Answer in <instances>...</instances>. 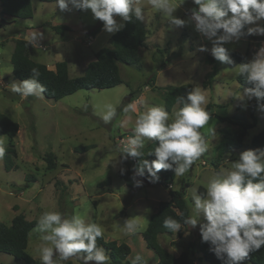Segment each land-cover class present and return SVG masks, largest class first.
<instances>
[{"label":"rangeland","instance_id":"obj_1","mask_svg":"<svg viewBox=\"0 0 264 264\" xmlns=\"http://www.w3.org/2000/svg\"><path fill=\"white\" fill-rule=\"evenodd\" d=\"M173 2L178 4L179 0ZM31 6L32 19L17 18L23 20L14 19L13 24L0 22V42L8 50L12 48L11 38L16 37L18 32L24 34L29 24L34 25L37 21L70 24L73 30L65 31L64 34L74 37L65 45L56 44L59 36L47 24L41 25L43 30L35 28L38 26L34 25V33L43 34V38L38 41L46 47L41 52L44 55L42 60H47L44 58L52 51L50 45H54L55 60H65L69 67L68 73L73 76L79 74L78 69L74 73L79 64L93 60L97 50L110 45L112 34L103 30V22L94 19L91 10H77L69 5V10L61 11L56 1L31 0ZM141 6L143 22L148 32L146 47L140 49L141 64L138 67L118 64L122 83L102 89L83 88L59 100L44 95L42 98L29 96L25 100L11 91V83L20 81L12 73L4 85L0 81V112L19 124L12 140L14 153L8 152V137L0 131V141L5 149L4 155L0 157V222L8 225L17 214L24 215L28 220L39 221L45 211H60L68 217L79 212L87 222L102 226L106 240L126 242L131 248L128 256L130 263L132 257L140 254L145 264H152L150 253L146 251V245L145 248L142 244V238L137 234H125L124 221L135 218L143 230L151 215L156 212L155 201L166 200L168 197L167 191L171 189L168 185L172 184L174 189H179L183 182L189 183L185 188V199L189 206V216L192 215V190L198 192V186L206 187L214 174L222 168H230L241 152L255 149L248 143L253 135L264 128V111L259 110L256 105L254 113L257 122L248 130L242 147L219 157L217 144L222 137V130L236 132L240 129L237 121L252 120L249 108L256 99L237 98L245 89L236 80L240 63L232 57V64L216 61L218 74L209 81L207 76L213 63L208 61V57L212 56L210 51L200 52L198 48L203 44L210 50L212 44L200 37L191 24L184 27L171 24L148 0H141ZM194 7L198 6L192 0H186L174 14L187 19L190 13L186 14V10ZM116 19L124 22L119 17ZM259 37L264 36L242 37L239 42L226 44L225 47L232 49L231 52L246 54V59L250 60L264 44V39ZM2 48L0 46V51ZM153 73L156 76L150 80ZM186 83L192 88L199 86L205 91L210 113L228 116L230 120L220 123L215 116H211L209 123L200 130L207 141L208 149L183 176H176L170 183L161 179L158 183H149L147 179L138 177L144 179L143 186L137 188L133 184L132 188L128 187L125 179L120 176V168L126 169V165L117 163L121 153L118 137L123 134L135 135L134 126L138 112L124 113L123 108L132 103L137 104L138 111H144L150 106L165 107V87ZM130 92L134 95L131 102L128 101ZM108 103L116 106L117 115L111 123L105 124L99 113ZM178 109V104H174L168 111L170 117L174 118V112ZM151 142L147 141L146 146ZM80 145L91 147L85 151H75V147ZM50 152L54 154V167L48 169L45 156ZM8 162L11 163L10 168H6ZM106 176L111 178L110 184L99 187L97 183ZM26 177L29 178L28 182ZM199 218L200 223H206L202 214ZM35 228L29 233L26 250L42 264L39 253L42 242L40 234L34 231ZM196 228L198 232L195 237L191 230L189 236H200L199 224ZM184 230L188 231L187 225ZM178 235L180 232L172 235L163 233L159 242L169 250L180 252L185 244H179L178 241L169 244V240ZM151 253L156 256L153 251ZM70 260L73 264H81L78 259ZM198 260L197 264H202ZM0 264L24 262L15 261L11 255L0 253ZM244 264L250 263L244 261Z\"/></svg>","mask_w":264,"mask_h":264},{"label":"clouds","instance_id":"obj_2","mask_svg":"<svg viewBox=\"0 0 264 264\" xmlns=\"http://www.w3.org/2000/svg\"><path fill=\"white\" fill-rule=\"evenodd\" d=\"M185 2L148 0L171 24L177 27L193 25L194 31L212 44L210 50L202 44L198 51H210L213 59L222 64L233 63L232 49L226 48V44L237 43L246 36H264V24L260 23L264 21V0H192L198 7L186 10L190 15L183 19L174 13ZM56 5L61 11L69 10V5L77 10H91L93 18L102 21L103 30L110 34L125 27L116 17L124 22L131 21L133 16L138 21L144 19L141 0H56ZM42 38V33H33L28 42L38 47ZM238 75L245 77L252 87L245 88L237 98H255L259 110L264 111V44L250 60L238 65ZM39 76V69L32 68L29 78L11 83V91L25 100L29 96L42 98L47 89ZM177 102L183 106L174 112V118L164 106H150L138 111L137 104L132 103L123 108L124 113L138 112L135 135L122 142L120 160L117 161L122 163L129 157L139 159L131 176L134 187H142L144 179L158 183L161 170L183 176L207 151V141L200 131L211 118L206 110L205 91L199 86L193 87ZM99 115L105 124L111 123L117 115L116 106L105 104ZM147 141L157 145L148 152V156H155L151 161L141 160ZM4 151L0 141V157ZM125 172L126 169L121 167L120 174ZM191 196L193 214L183 219V225L168 216L163 220L164 228L177 233L184 225L189 229L199 224L201 242L208 243L209 251L225 264H244L252 252L264 247V149L241 152L230 168H222L214 174L206 186V195L194 189ZM201 214L206 223H200ZM123 230L126 235H135L141 225L135 218H128ZM34 231L40 234L42 242L39 248L42 264H62L73 258L81 264H109L111 257L97 244V239L104 234L102 226L87 222L79 212L68 217L60 211H45ZM185 235L190 232L186 231ZM131 264L145 262L137 254L131 258Z\"/></svg>","mask_w":264,"mask_h":264},{"label":"trees","instance_id":"obj_3","mask_svg":"<svg viewBox=\"0 0 264 264\" xmlns=\"http://www.w3.org/2000/svg\"><path fill=\"white\" fill-rule=\"evenodd\" d=\"M40 1L53 2L56 0ZM31 16V0H0V22H6L8 18L14 20L16 18H30ZM123 23L125 25L123 30L111 35L110 45L97 50L94 53V59L87 63L84 73L78 76L69 75L68 64L65 60L56 62L54 69H49L45 64L33 60L29 55V42L24 38H17L14 41V47L10 58L12 74L14 78L21 81L31 76L32 68H38L40 72L39 80L47 89L44 96L53 100H59L83 88L102 89L118 85L123 82L119 74L118 64L122 63L138 67L139 64H141L140 49L146 47L148 35L144 22L136 20L134 16L131 21ZM50 27L61 39L65 38V31L73 30V28L66 23L51 24ZM260 38L264 39V37H259V39ZM231 57L240 64L247 60L246 54H242L238 51L231 52ZM208 61L213 63L212 70L207 76L208 80L211 81L213 77L218 74V65L216 60L212 57H208ZM155 76L156 74L153 73L149 79L153 80ZM236 80L240 86L245 88L252 87L243 76L237 75ZM191 90L192 86L189 83L165 87V93L163 94L164 98L162 97L165 108L170 111L174 104H178L179 108L182 107L183 105L177 102L178 98L186 96ZM132 93L133 92H130L128 94V101L130 102L134 99ZM256 105V100H253L250 104L251 121H237L240 126L238 131L231 132L225 129L222 130V137L217 144V153L219 157L228 151L232 152L242 147L243 140L248 134V130L255 126L257 122V117L254 113ZM209 107L208 105L206 106L208 112ZM210 114L220 121L230 120L228 116H221L215 113ZM18 129L19 124L16 121L5 113L0 112V131L8 137L10 145L8 146V152L14 153L12 140ZM249 145L255 149H264V128L251 137ZM156 146L154 141L146 146L143 149L145 155L141 160H154L155 156H148V152L153 151ZM90 147L91 145H80L75 147V151H85ZM45 160L48 169L54 167L53 153H48L45 156ZM122 163L126 165V172L124 175L120 174V176L125 179L128 187L132 188L133 181L131 176L134 168L139 164V159L129 157ZM10 167L11 163L8 162L6 168ZM158 175L161 180L169 183L176 177L172 171L165 170H161ZM28 179L29 178L26 177V182L29 181ZM110 182L111 178L106 176L103 180L99 181L97 185L102 187L106 184H110ZM27 185L28 183H26V186ZM188 186L189 183L183 182L179 189L170 187L171 189L168 190V198L159 201L156 212L151 215L146 228L141 232L142 239L146 247L152 250L157 256L155 264H192L195 258L201 259L208 264H225V261L217 259L215 254L209 251L210 245L208 243L201 242V236H197L189 241L178 255L167 250L159 242V235L163 233H174L163 227V220L166 217L171 216L180 221L183 225V219L189 216V206L185 199V188ZM204 191L205 189L203 186L198 187L199 194H205ZM37 224V220H28L22 214L15 215L8 225L0 222V253L9 254L15 261H23L24 264H40V261L32 257L26 250L29 233L33 228L37 227ZM97 244L105 248L108 255L111 257L109 264H131L128 259L131 248L126 242L119 243L115 240H106L104 236H102L97 239ZM197 254H200V258ZM245 261L250 264H264V247L259 251L252 252ZM62 264H73V262L68 260L62 262Z\"/></svg>","mask_w":264,"mask_h":264},{"label":"crops","instance_id":"obj_4","mask_svg":"<svg viewBox=\"0 0 264 264\" xmlns=\"http://www.w3.org/2000/svg\"><path fill=\"white\" fill-rule=\"evenodd\" d=\"M31 18V17H30ZM32 19V18H31ZM16 20H23V19H17L16 18ZM7 23H10V24H13V22H14V20H12V19H7V21H6ZM21 22V21H20ZM55 24V22H51V21H48V22H36V23H34V25L35 26H38V27H35V28H38V29H40V30H43L42 29V27H41V25H44V24H47L48 26H50V24ZM261 24H262V21L260 22ZM53 24V25H54ZM67 24V23H66ZM5 25H6V23H5ZM34 25H32V24H29V27H27V28H25V31H24V34H21V32H18L17 33V36L16 37H13V38H11V41H12V48H11V50H8L6 47H4V43L1 41L0 42V46L1 47H3L2 48V50L0 51V81H1V84L2 85H4V82H5V80H9L10 79V74L12 73V65H11V62H10V58H11V53H12V50H13V47H14V41H15V39H17V38H24V39H26L27 41L29 40V37H31V35L36 31L35 30V28H34ZM70 25V24H69ZM251 26V25H250ZM1 27V26H0ZM51 29V28H50ZM52 31V30H51ZM52 36H54V35H52ZM72 37H74V36H65V38L64 39H61V38H59L58 37V41L56 42V44L57 43H60V44H66V43H68V42H70V41H72ZM53 40L55 39V37H51ZM77 40H78V38H76ZM6 40V39H5ZM40 45H42L43 47H45V45H43V44H41V43H39V46ZM33 47L32 45H30V47H29V55H30V57L33 59V60H35V61H37V62H41V63H43V64H45L49 69H54L55 68V63L56 62H58V61H60V60H55V46L54 45H50L51 46V48H52V51H51V53H50V55L49 56H47V57H45L44 59H47L46 61L44 60H42V58H43V56L44 55H42L41 54V52L42 51H45L46 50V47H45V49H42V48H40V47ZM40 57V58H39ZM94 59V58H93ZM91 61V60H90ZM88 63V62H87ZM87 63L86 64H79L78 65V68H75L74 69V73H76L77 72V69H78V72H79V74L78 75H82L83 73H84V70H85V67H86V65H87ZM68 69H69V67H68ZM4 72H7V73H4ZM5 74V75H4ZM13 75V74H12ZM78 75H73V76H78ZM218 120V119H217ZM220 123H221V121L220 120H218ZM219 122L217 123V126L219 125ZM249 142H250V140H249ZM249 144V143H248ZM234 153V152H233ZM176 178V177H175ZM175 180V179H174ZM183 181V180H182ZM182 183V182H181ZM172 185V184H171ZM182 185V184H181ZM201 186V185H200ZM199 187V186H198ZM204 187V186H203ZM172 188H174L173 187V185H172ZM204 189H205V195H206V187H204ZM167 194H168V191H167ZM168 198V197H167ZM166 198V199H167ZM155 203H156V208H157V206H158V203H159V200H157V201H155ZM156 208H155V210L154 211H156ZM184 227L185 226H183L182 227V229H181V231H179L180 232V235H178L177 237H175L174 239H170L169 240V244L170 243H172V242H175V241H178L179 242V244H185V246L187 245V243L189 242V241H191L195 236V234L198 232L197 231V228H189L188 229V231L189 230H191V232H192V235L194 236H189V235H185V232H186V230H184ZM187 228H188V226H187ZM143 230H144V228H143ZM143 230H139L136 234L139 236V237H141L142 238V236H141V232L143 231ZM173 234V233H172ZM172 234H170V235H172ZM158 239L160 240V235H159V237H158ZM143 240V239H142ZM143 246L145 247V242L143 241ZM146 248V247H145ZM167 250H169L168 248H166ZM150 249H146V251H148L149 253H150V260H152V264H155L156 263V261H157V256H154V255H152V253H151V251L152 250H150ZM182 250V249H181ZM170 252H172V253H174V252H176V253H174L175 255H178L180 252L179 251H174V250H169ZM155 254V253H154ZM197 256L200 258V254H197ZM201 260V259H200ZM201 263L202 264H208L207 262H205V261H203V260H201Z\"/></svg>","mask_w":264,"mask_h":264},{"label":"built area","instance_id":"obj_5","mask_svg":"<svg viewBox=\"0 0 264 264\" xmlns=\"http://www.w3.org/2000/svg\"><path fill=\"white\" fill-rule=\"evenodd\" d=\"M40 48L44 49L45 47H43L42 45L39 46ZM130 137L128 134H123V135H120L118 137V144H119V147L122 148V142H126L127 138ZM168 187H172L171 184L168 185ZM197 261H199L197 258H195L192 262V264H197Z\"/></svg>","mask_w":264,"mask_h":264}]
</instances>
